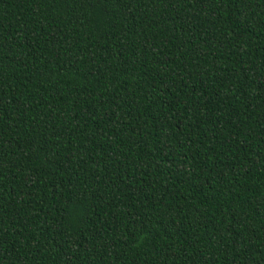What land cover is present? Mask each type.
Instances as JSON below:
<instances>
[{"label": "trees", "instance_id": "16d2710c", "mask_svg": "<svg viewBox=\"0 0 264 264\" xmlns=\"http://www.w3.org/2000/svg\"><path fill=\"white\" fill-rule=\"evenodd\" d=\"M0 264H264V0H0Z\"/></svg>", "mask_w": 264, "mask_h": 264}]
</instances>
